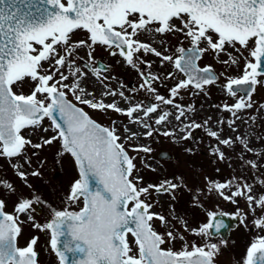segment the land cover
I'll use <instances>...</instances> for the list:
<instances>
[{"label":"snow or ice","instance_id":"snow-or-ice-1","mask_svg":"<svg viewBox=\"0 0 264 264\" xmlns=\"http://www.w3.org/2000/svg\"><path fill=\"white\" fill-rule=\"evenodd\" d=\"M75 30L86 31L87 37L72 41L70 34ZM170 33H180L191 46L177 47L175 56L164 54L167 47L164 52L157 50L153 46L155 35ZM141 34L152 43L141 41L138 38ZM202 44L205 46L201 47ZM96 46H102L112 57L120 56L136 69L142 81L139 89L147 92L155 103L133 102L123 91L110 88L105 83L109 77L101 75L109 66L95 60ZM81 48L86 50L87 56L86 60L79 57L82 66L77 64L75 54ZM228 48L238 56H233ZM209 50L225 54L228 57L222 61L225 65H238L240 58L245 61L243 74L227 78L223 86L230 95L238 96L237 102L214 106L230 113L231 118H218L219 131H208V135L218 141L213 154L224 161L225 155L219 146L232 147L239 143L244 151L260 157V153L248 147L251 133L240 135L236 120L241 119L240 112L255 107L254 86L261 83L258 77H264V0H0V157L18 158L23 156L26 146L39 149L59 140L61 151L57 155L70 154L79 169V179L71 184L66 199L74 203L82 198L83 208L78 212L53 209L50 222L34 225L42 231L50 230V247L59 258V264H214L220 247L217 243L206 239L202 245L189 244L179 231L158 233L154 229V219L166 229L170 227L169 222L164 215L151 212L153 204L142 197L154 190L175 198L180 185L173 180H162L158 185L140 186L142 177L134 175L136 157L129 155L124 143L135 140L138 135L151 137L154 131L165 137L174 135L167 130H154L147 122V118L158 113L153 119L155 125L169 120L173 113L162 110V106L176 109L174 119L181 123V139H192L193 131L207 125L208 121L203 125L195 121L183 123L185 110L191 111L192 106L175 101L181 98V90L203 91L205 86L216 83L218 77L211 66H198L203 53ZM244 51L248 56L243 55ZM147 55L158 57L162 66L172 64L184 77L176 79L174 72L167 74V79L176 80L168 88L167 97L154 87V83L161 80L160 76L137 68V64L144 69L151 68V63L143 58ZM88 72L104 88L99 99L95 92L82 86ZM26 80L32 84L28 94L14 91L22 88ZM109 96H119L128 106L122 109L115 100L105 103ZM77 105L102 112L112 110L129 118L130 124L140 125L144 131L136 133L125 125L122 136L116 121H112L111 126H102ZM259 109L264 110V104H260ZM45 118L51 122L55 135L42 137L40 143L33 144L23 131L41 128L48 132L50 129L42 126ZM249 119L254 121L255 118ZM225 124L237 133L235 141L232 137L220 139ZM129 147L137 153L151 151L146 146L130 144ZM164 155L166 153H162ZM239 159L243 161V155ZM246 164L253 170L260 167L256 161ZM13 167L19 169L20 165ZM17 175L26 181L24 171H18ZM31 175L36 177L40 173L33 171ZM176 179L182 181L180 177ZM205 179L207 190L215 191L225 201L235 204L237 198H243L253 215L257 208L264 212V193L253 195L254 184L241 182L236 177L224 182ZM259 183L264 187V179ZM0 189L11 194L16 191L12 183L3 179H0ZM38 199L18 197L11 213L5 211L6 202L0 199V264H38L35 249L38 238L32 237L24 247L17 243L22 232L20 216L28 213ZM207 215L209 222L201 224L198 230L191 229L193 235L208 237L209 229L214 227L218 233L226 227L223 220L216 218L217 213L210 211ZM231 215L241 217L244 222L245 214L241 209ZM179 222L184 231H189L183 218H179ZM254 224L264 229V216L255 218ZM129 234L133 237L135 251L128 240ZM177 239L184 242L180 249L164 247ZM242 264H264V236L250 244Z\"/></svg>","mask_w":264,"mask_h":264},{"label":"rangeland","instance_id":"rangeland-1","mask_svg":"<svg viewBox=\"0 0 264 264\" xmlns=\"http://www.w3.org/2000/svg\"><path fill=\"white\" fill-rule=\"evenodd\" d=\"M173 22L177 25L179 24V21L174 20ZM70 36L72 41H78L87 37L80 30H76ZM138 38L141 41L152 43L145 34H141ZM154 39L155 43L153 46L157 50L164 52V48H168V51L164 53L165 55L175 56L177 55L175 51L177 47L190 45V41L185 39L180 33H170L163 36L155 35ZM204 46L203 44L201 45V47ZM237 47L239 46L237 45ZM227 50L233 56H238V53L234 52L232 48H228ZM75 54L77 56V64L82 66L83 61L79 57H83L86 60V50L83 48L78 49ZM243 55L248 56V52L244 51ZM93 56L96 61L99 60L108 64L109 70L101 75L109 77L105 83L110 88L123 91L126 96L132 97L133 102L138 100L145 103H155L147 92L139 89L142 81L138 71L128 66L122 58L119 56H110L102 46H96ZM143 58L151 63V68L144 69L140 64H137V68L146 72L150 71L160 76L161 80L155 82L154 87L157 88L159 94L167 97L168 88L176 82L175 79H167V74L174 72L176 79H183V75L177 72L172 64L165 63L162 66L161 60L154 55H147ZM226 59L228 57L223 53L214 54L211 50L203 53L198 63L200 66H211L215 70L218 77L216 83L205 86L203 91L192 88L189 90H181V98L175 101L176 103L192 106L191 111L185 110V117H182L183 123L195 121L203 125L205 121H208L206 126L192 132V139H181L183 135L179 131L181 123L174 119L176 109L170 106H162V110L173 113L169 117V120L162 125H155L153 119L158 113L147 118V122L152 124L154 130H158L159 132L167 130L174 133V135L165 137L154 131L151 137L145 138L143 135H138L135 140L124 141V143L129 150V155L136 157L134 161L136 165L134 175L142 177L140 186H147L149 184L158 185L162 180H173V182L180 185L174 193L175 198H173L172 194L156 193L154 190L151 191L150 195L142 197L146 202L153 204L150 210L151 212L164 215L169 222L170 227L166 229L161 226L159 220L154 219L152 221L154 229L158 233H164L166 230H171L174 233L179 231V233L184 235L185 242L189 244L196 243L197 245H202L207 239L208 242L217 243L220 246L219 253L214 258L217 264H242V260L246 255L248 242L256 239L257 234V231L252 234L246 232V227L256 217L264 216V212H261L257 208L255 215H253V213L249 212L245 199L237 198L236 203L233 204L225 201L215 191L209 192L205 178H209L211 181L224 182L236 177L241 182L254 184L252 189L253 195L258 196L264 193V187H261L259 183L261 179H264V110L259 109V105L264 104V77H258L261 83L254 86L255 91L252 95V101L255 107L240 112L239 116L241 119L236 120V127L239 129L240 135L243 136L246 132L251 133L248 140V147L254 149L255 153H260V157H257L253 152L244 151L239 143H235L232 147L219 146L225 155V160L221 161L217 158V155L213 154V149L218 146V141L210 137L208 131H219L220 125L217 124L218 118L223 117L227 120L231 116L230 113L214 106L224 103L232 105L237 102L238 96L233 97L223 86L226 84L227 78H238L243 74L245 63L244 59L240 58L238 65H225L222 61ZM82 86H86L89 91L95 92L98 99L101 98V94L104 91L100 81L91 72H88L87 78L82 80ZM31 87L32 84L26 80L22 88H15L14 91L18 94L21 91L24 94H28ZM133 89H136V91L133 92ZM69 98L74 100L71 95H69ZM113 100L122 109L128 106L119 96H109L104 102L112 103ZM84 107L88 109L94 118L103 121L107 126H111V122L116 121V126L121 129L122 136L124 135L123 126L125 125L136 133H142L144 131L140 125L130 124L129 118L112 110L102 112L90 109L87 106ZM139 115L142 116L143 113H139ZM249 117H254V121L249 119ZM245 120H247V124ZM42 126L50 130L44 132L41 128H28L23 131V135L27 139H30L33 144L40 143L42 137L47 139L55 135L51 130V123L48 119L42 122ZM236 135L237 133L230 131L227 124H225L220 134V139L232 137L235 141ZM130 144L146 146L151 151L147 153L143 151L138 153L133 152L129 147ZM186 149H191L192 151L188 152ZM158 150L170 151L172 157L170 159L161 158L158 156ZM60 151L61 143L57 140L51 145H44L39 149L26 146L23 156L18 158L8 159L0 157V179L12 183L16 189L15 194L0 189V197L3 199H11L8 201V209L13 207L15 201L20 196L31 200L39 198L38 201L46 206L48 213H50L49 206L53 207L57 202H60V206L63 204L77 207L80 204V201L73 203L66 199L70 185L77 176L70 155L65 153L58 156L57 153ZM241 155H243V161L239 159ZM26 160L30 161V163H26ZM247 161H256L260 167L253 170L247 166ZM17 164L20 165L19 169L13 167V165ZM18 171H24L27 174L26 181L20 179L17 175ZM33 171H38L40 175L36 177L32 176L31 173ZM177 177L182 178V181L177 180ZM225 191L227 194H230L229 190ZM50 193L53 196L49 199ZM238 208L243 211L246 220L226 240L220 237L196 236L190 231L191 229L198 230L201 224L206 223L208 219L207 213L210 211L222 210L237 212ZM29 210L28 213L20 216V220L31 228L30 231H38L33 228V220L43 225L44 222L41 221L42 213H35L32 209ZM29 216L32 217L31 220H29ZM179 218H183L187 222L189 231H184V227L179 222ZM27 239L25 235H20L17 241L18 245H24ZM183 243L177 239L164 247H172L174 250H178L182 247ZM133 250L135 251L136 249L133 248ZM40 255L42 256L41 261L43 263L45 259L42 254Z\"/></svg>","mask_w":264,"mask_h":264},{"label":"flooded vegetation","instance_id":"flooded-vegetation-1","mask_svg":"<svg viewBox=\"0 0 264 264\" xmlns=\"http://www.w3.org/2000/svg\"><path fill=\"white\" fill-rule=\"evenodd\" d=\"M73 167H74V169H76L74 161H73ZM69 191H70V188H69ZM49 195H50L49 196V199H50L53 195L51 193ZM43 196L45 197V195H43ZM0 199L4 200L6 202L5 211L11 213L13 211V207H11L9 209L7 207V206H9L8 205V201L11 200V199H7V198L3 199L2 197H0ZM81 202H82V199L80 200V204L77 207H74V206H71V205H63V204H62V206H60V202H57L56 204H54L55 206H53V207L49 206L50 213H48L46 206L44 204H41L40 201H38V202L34 203L32 205V208H30V209L35 211V213H40L41 212L42 213V215H41V219L42 220L41 221L44 222V223H47V222H50L53 209H55V210H64L65 208H67L69 211H75L81 206ZM36 216H37V218H39L38 215H36ZM36 223H37V221L33 220V224L35 225ZM44 223H43V225H44ZM40 225H42V223H40ZM20 227L22 229V232H21L20 235H22V234L25 235L26 238H28L27 242L32 237H37L38 238L37 245L35 246V249L38 252V264H59V258L57 257L55 252H53V250L50 247V230L42 231L39 228H36V227L33 226V228H35L38 231H30L31 228H29L27 225H25L24 222H22L20 224ZM238 227L239 226H237L236 228H238ZM246 231L248 233L250 232V234L255 233L257 231V234H256L257 238L261 237V236H264V229L258 228L254 224V220L249 225H247ZM43 234H44V236H43ZM27 242L24 245H22V246H19V245L18 246L19 247H24V246H26ZM129 242H130V239H129ZM130 244L132 245L133 248H135V245L133 243L130 242ZM40 254H42L44 259H45L43 263L41 261L42 260V256Z\"/></svg>","mask_w":264,"mask_h":264},{"label":"water","instance_id":"water-1","mask_svg":"<svg viewBox=\"0 0 264 264\" xmlns=\"http://www.w3.org/2000/svg\"><path fill=\"white\" fill-rule=\"evenodd\" d=\"M185 49H187V48H185ZM262 67H264V58H262ZM160 155L162 156V153H160ZM162 157H167V156L164 155ZM213 212L217 213V217L216 218L223 220V222L225 223L226 227L221 228L218 233L216 232L214 227L209 229L208 232H209L210 235L220 234L223 238H226L230 227H233L236 224V222L239 221L240 217L232 218V215L229 214V213L219 212V211H213ZM222 213L223 214H229V215H220ZM208 222H209V220H208ZM213 223H215V222L213 221Z\"/></svg>","mask_w":264,"mask_h":264}]
</instances>
